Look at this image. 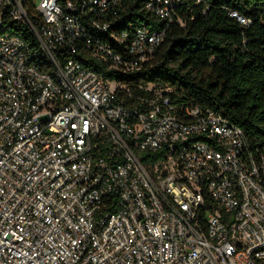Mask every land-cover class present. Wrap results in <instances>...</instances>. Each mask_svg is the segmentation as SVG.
Wrapping results in <instances>:
<instances>
[{
    "label": "built area",
    "instance_id": "1",
    "mask_svg": "<svg viewBox=\"0 0 264 264\" xmlns=\"http://www.w3.org/2000/svg\"><path fill=\"white\" fill-rule=\"evenodd\" d=\"M135 1L0 0V264H264V156L244 130L82 61L155 55L183 0H140L155 28L118 22Z\"/></svg>",
    "mask_w": 264,
    "mask_h": 264
},
{
    "label": "trees",
    "instance_id": "2",
    "mask_svg": "<svg viewBox=\"0 0 264 264\" xmlns=\"http://www.w3.org/2000/svg\"><path fill=\"white\" fill-rule=\"evenodd\" d=\"M229 10L252 24L242 26ZM118 22L154 28L163 23L144 11L140 0L130 2ZM8 31L37 44L15 22ZM82 61L131 86L136 95L144 93L141 84L170 86L176 96L223 113L244 130L255 158L264 156V0H183L162 44L140 69L123 73L93 57ZM161 155L143 151L141 160L149 164Z\"/></svg>",
    "mask_w": 264,
    "mask_h": 264
}]
</instances>
